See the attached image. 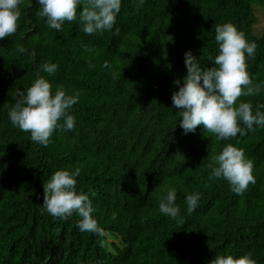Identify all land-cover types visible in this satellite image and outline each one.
Listing matches in <instances>:
<instances>
[{"label":"trees","instance_id":"trees-1","mask_svg":"<svg viewBox=\"0 0 264 264\" xmlns=\"http://www.w3.org/2000/svg\"><path fill=\"white\" fill-rule=\"evenodd\" d=\"M38 7L22 0L17 31L0 40V264H209L226 254L264 264V127L225 141L199 126L185 135L171 108L173 81L186 75L185 52L201 68L215 66L217 25L232 23L256 43L246 70L254 84L264 81V32L255 34V7L264 14V0H145L142 7L121 0L113 31L92 35L78 19L60 31L47 27ZM44 63L57 71L50 76ZM38 73L53 92H80L70 109L74 130H57L46 147L8 118ZM239 101L255 109L264 91ZM227 144L254 165L256 182L242 195L208 178L207 165ZM77 167L76 188L92 201L95 232H81L76 214L62 220L42 207L43 183ZM171 187L175 219L159 211ZM193 193L200 200L188 214L185 197Z\"/></svg>","mask_w":264,"mask_h":264},{"label":"clouds","instance_id":"clouds-1","mask_svg":"<svg viewBox=\"0 0 264 264\" xmlns=\"http://www.w3.org/2000/svg\"><path fill=\"white\" fill-rule=\"evenodd\" d=\"M135 2L137 7H142L145 0ZM21 3L22 0H0V40L17 31ZM36 3L39 5L37 15L46 18L47 27L60 31L65 22L78 19L86 35L112 32L121 10V0H86L79 13L77 9L82 0H36ZM119 32V27H115L113 34L119 35ZM214 39L218 54L213 58V67L201 68L199 58L191 50L184 53L186 75L182 81H173L178 90L172 92L171 108L181 117L179 127L185 135L195 133L199 126L212 133L217 141H225L264 127V111L261 110L264 104H258L254 109L251 102H238L241 96L260 95L264 91V81L254 84L246 70V58H254L257 45L248 41L234 24L217 25ZM17 51L25 53L27 50L19 46ZM57 68L55 63L42 65V70L50 76ZM79 97V91L68 94L61 86L53 92L50 82L38 73L26 92L17 93L8 118L13 127L30 133L32 142L46 147L57 130H74L76 122L70 109L79 102ZM253 166L243 149L227 144L207 165L210 169L208 178L210 181L223 179L234 194L242 195L249 184L256 182ZM80 171L77 167L73 171L54 172L48 182L43 183L42 207L54 218L62 220L76 214L80 217L77 227L81 232H95L97 225L92 201L76 188ZM176 194L175 187L168 188L159 201L160 213L173 219L180 212ZM199 200L200 193L185 197L188 214L196 210ZM209 264L256 262L251 254L239 257L226 254L216 255Z\"/></svg>","mask_w":264,"mask_h":264},{"label":"rangeland","instance_id":"rangeland-1","mask_svg":"<svg viewBox=\"0 0 264 264\" xmlns=\"http://www.w3.org/2000/svg\"><path fill=\"white\" fill-rule=\"evenodd\" d=\"M255 11L258 16V23L255 26V34L257 36H261L264 32V14L263 11L258 7H255Z\"/></svg>","mask_w":264,"mask_h":264}]
</instances>
